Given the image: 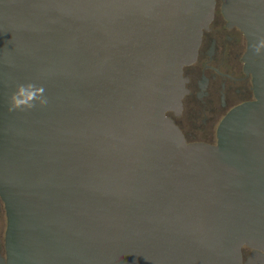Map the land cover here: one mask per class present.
I'll return each mask as SVG.
<instances>
[{
	"label": "water",
	"instance_id": "obj_1",
	"mask_svg": "<svg viewBox=\"0 0 264 264\" xmlns=\"http://www.w3.org/2000/svg\"><path fill=\"white\" fill-rule=\"evenodd\" d=\"M215 1L0 0L8 264H264V0H222L254 101L214 146L165 116ZM29 82L48 106L9 112Z\"/></svg>",
	"mask_w": 264,
	"mask_h": 264
},
{
	"label": "flooded vegetation",
	"instance_id": "obj_2",
	"mask_svg": "<svg viewBox=\"0 0 264 264\" xmlns=\"http://www.w3.org/2000/svg\"><path fill=\"white\" fill-rule=\"evenodd\" d=\"M245 52L243 34L228 25L222 13V0H216L213 19L202 33L196 59L182 69L185 92L181 108L165 114L187 144L216 145L221 121L236 107L254 101L252 78L244 68ZM6 227L5 207L0 198V264H8ZM252 254V250L243 249L242 262Z\"/></svg>",
	"mask_w": 264,
	"mask_h": 264
},
{
	"label": "clouds",
	"instance_id": "obj_3",
	"mask_svg": "<svg viewBox=\"0 0 264 264\" xmlns=\"http://www.w3.org/2000/svg\"><path fill=\"white\" fill-rule=\"evenodd\" d=\"M254 54L264 56V39L253 45ZM43 85L36 83L18 84L15 91L8 100L9 112H30L37 108L44 109L49 104V99L45 95Z\"/></svg>",
	"mask_w": 264,
	"mask_h": 264
}]
</instances>
